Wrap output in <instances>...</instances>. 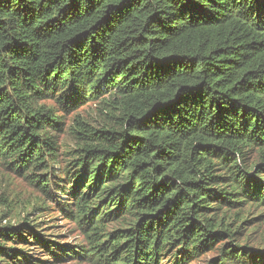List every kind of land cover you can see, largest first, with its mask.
<instances>
[{"label":"trees","instance_id":"obj_1","mask_svg":"<svg viewBox=\"0 0 264 264\" xmlns=\"http://www.w3.org/2000/svg\"><path fill=\"white\" fill-rule=\"evenodd\" d=\"M104 96L54 183L62 121L44 101ZM0 160L67 196L85 244L64 256L264 264V0H0ZM24 226H0V261L34 264L8 245Z\"/></svg>","mask_w":264,"mask_h":264},{"label":"rangeland","instance_id":"obj_2","mask_svg":"<svg viewBox=\"0 0 264 264\" xmlns=\"http://www.w3.org/2000/svg\"><path fill=\"white\" fill-rule=\"evenodd\" d=\"M109 97L104 96L96 100L87 101L76 108L66 111L55 100L47 99L44 101L48 106H53L60 120L62 121V131L56 133L59 142V153L55 162L53 182L64 184L61 178L65 177L67 169L73 170L75 149L77 140L70 131V126L74 123L76 116L82 117L89 124L98 128L105 124L107 105ZM54 198L49 197L39 187L32 185L22 174L0 160V226H19L23 227L22 234L25 239L15 243L8 242L9 246L21 250L32 258L34 264H92L90 261L81 257L64 256L57 246L71 245L76 246L85 244V237L73 213H70L67 196L57 192L55 189ZM63 196V197H62ZM62 197V198H61ZM57 200H61L58 202ZM41 236L48 241L52 247L46 248L40 245L32 236ZM253 238L256 245L264 242V220L256 226L253 231ZM264 244V243H263ZM49 249L63 255V258L56 259ZM214 256V252L194 258L187 264H207ZM7 259V258H6ZM25 260V259H24ZM9 259L0 261V264H9Z\"/></svg>","mask_w":264,"mask_h":264}]
</instances>
